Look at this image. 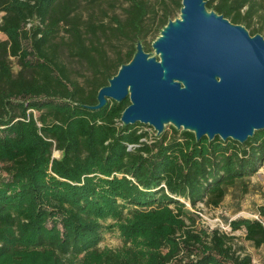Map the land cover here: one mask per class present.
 <instances>
[{"label": "trees", "instance_id": "trees-1", "mask_svg": "<svg viewBox=\"0 0 264 264\" xmlns=\"http://www.w3.org/2000/svg\"><path fill=\"white\" fill-rule=\"evenodd\" d=\"M181 1L0 0V260L40 250L45 264H76L93 252L101 219L132 212L121 228L146 234L151 250L139 262L108 251L100 264H252L227 234L193 229L186 205L218 206L228 186L253 176L264 130L243 143L175 129L151 137L121 121L128 98L91 107L137 44L153 49ZM204 1L264 38V0ZM153 207L164 213L139 218ZM230 225L264 245L260 219ZM180 251L187 259L173 262Z\"/></svg>", "mask_w": 264, "mask_h": 264}, {"label": "water", "instance_id": "water-1", "mask_svg": "<svg viewBox=\"0 0 264 264\" xmlns=\"http://www.w3.org/2000/svg\"><path fill=\"white\" fill-rule=\"evenodd\" d=\"M181 3V18L170 20L152 42L160 60L137 44L91 107L128 98L124 124H147L160 133L170 120L197 140L243 143L264 130V38L207 12L204 0Z\"/></svg>", "mask_w": 264, "mask_h": 264}, {"label": "rangeland", "instance_id": "rangeland-1", "mask_svg": "<svg viewBox=\"0 0 264 264\" xmlns=\"http://www.w3.org/2000/svg\"><path fill=\"white\" fill-rule=\"evenodd\" d=\"M207 12L212 10L206 9ZM1 16V13H0ZM181 18V13L172 20ZM161 34H159L160 36ZM0 38L4 36L0 33ZM148 58H154L155 60H160L159 53L155 49H152L147 53ZM14 61V60H13ZM14 70H17L15 61L13 62ZM36 114V112L34 113ZM142 124V123H141ZM142 129L147 131L149 136H157L163 132L169 134L172 133L173 129L178 132L190 131L189 129H184V127L178 128L176 124L172 121H164L162 131L157 133L155 129L147 124H142ZM60 152L58 150L53 151L54 157H59ZM264 205V164L259 168V170L248 178L243 179L241 182H236L233 186H228L226 190V195L218 206H212L207 203H199L196 207H192L189 204L186 205V209L191 213L194 219L193 229H204L207 233H211L214 230H218L220 233L227 234L232 237L229 241L231 243L233 250H235L236 255L241 257L244 255H250L252 264H264V245L260 247H255L249 240L245 238L244 228L238 230H232L230 221L238 218H250V219H260L264 223V216L258 214L260 207ZM157 211L151 214L150 211ZM141 211V210H139ZM140 214L139 218H146L153 216L158 217L163 212L162 209L148 208ZM174 213V211H173ZM132 212H126L123 215L122 220L116 218L108 217L104 220H100L101 234L98 243L93 247V252L89 253L79 259L76 264H100L102 257L108 252L112 251L116 256H125L129 260L134 262H139L143 259L144 254L151 250L147 246L146 234H130V229L121 228L131 218ZM257 216V218L254 217ZM186 223L189 225L188 219ZM196 231V230H195ZM44 253L40 250L30 251V252H17L12 255H8L0 260V264H45L43 263L42 255ZM193 257V256H191ZM186 260L187 256L185 253L180 251V253L175 257V260Z\"/></svg>", "mask_w": 264, "mask_h": 264}, {"label": "built area", "instance_id": "built-area-1", "mask_svg": "<svg viewBox=\"0 0 264 264\" xmlns=\"http://www.w3.org/2000/svg\"><path fill=\"white\" fill-rule=\"evenodd\" d=\"M254 217H255V218H257V216H256V215H254ZM257 219H258V218H257Z\"/></svg>", "mask_w": 264, "mask_h": 264}]
</instances>
